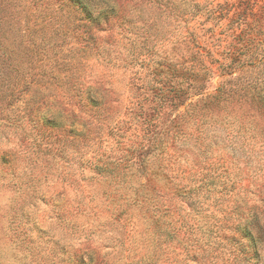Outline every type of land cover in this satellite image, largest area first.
<instances>
[{
    "label": "rangeland",
    "instance_id": "1",
    "mask_svg": "<svg viewBox=\"0 0 264 264\" xmlns=\"http://www.w3.org/2000/svg\"><path fill=\"white\" fill-rule=\"evenodd\" d=\"M96 1L0 0V264H264L262 134L165 85L212 22Z\"/></svg>",
    "mask_w": 264,
    "mask_h": 264
},
{
    "label": "trees",
    "instance_id": "2",
    "mask_svg": "<svg viewBox=\"0 0 264 264\" xmlns=\"http://www.w3.org/2000/svg\"><path fill=\"white\" fill-rule=\"evenodd\" d=\"M75 1L89 16L96 11V17L107 15L105 7L96 0ZM147 2L156 6L157 14L164 17L203 18L205 24L212 22L202 28L200 35L196 28L187 29L177 42L184 52L178 63L170 64L166 73L165 85L171 97L184 95V84L202 94L207 90L205 83L218 78L215 92L203 95L189 110L228 108L233 119L240 121L242 129L249 127L262 134L264 148V0H237L216 5L195 0ZM107 7L111 8L106 4Z\"/></svg>",
    "mask_w": 264,
    "mask_h": 264
},
{
    "label": "snow or ice",
    "instance_id": "3",
    "mask_svg": "<svg viewBox=\"0 0 264 264\" xmlns=\"http://www.w3.org/2000/svg\"><path fill=\"white\" fill-rule=\"evenodd\" d=\"M50 207L54 213H59L60 209L56 205L51 204Z\"/></svg>",
    "mask_w": 264,
    "mask_h": 264
}]
</instances>
